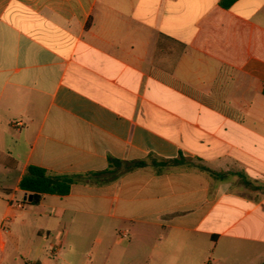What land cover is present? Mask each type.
Here are the masks:
<instances>
[{"label":"crops","instance_id":"obj_1","mask_svg":"<svg viewBox=\"0 0 264 264\" xmlns=\"http://www.w3.org/2000/svg\"><path fill=\"white\" fill-rule=\"evenodd\" d=\"M221 1L0 0V226L35 165L61 264H264V0Z\"/></svg>","mask_w":264,"mask_h":264},{"label":"rangeland","instance_id":"obj_2","mask_svg":"<svg viewBox=\"0 0 264 264\" xmlns=\"http://www.w3.org/2000/svg\"><path fill=\"white\" fill-rule=\"evenodd\" d=\"M13 182L10 181L9 185ZM20 201V195L16 198ZM2 202L0 190V204ZM36 205L24 202V209L12 207L8 213L7 225L10 233L6 236L5 250L0 255V264H22L23 260H40L42 264H61L60 258L69 255L66 246L62 250L55 251L58 248L57 239H53L54 230L57 229V223L52 218L42 217L27 218V225H22L24 219L23 213L32 210ZM5 205H0V221L4 216ZM43 214V209H35ZM74 226H71L73 230ZM50 231V232H49Z\"/></svg>","mask_w":264,"mask_h":264},{"label":"trees","instance_id":"obj_3","mask_svg":"<svg viewBox=\"0 0 264 264\" xmlns=\"http://www.w3.org/2000/svg\"><path fill=\"white\" fill-rule=\"evenodd\" d=\"M235 0H222L221 5L225 8L230 7ZM264 95V84H263ZM182 158L176 159H161L151 154L148 156V160H140L133 162L131 168H140L152 163L155 166L169 167L174 166L182 162ZM111 177H117L116 171H107ZM93 175H101L96 173ZM78 181L77 176L72 175H59L48 172L45 168L30 165L27 168L25 175L22 177L19 188L29 195H32V201L30 204H38L44 195H59L66 196L71 192L72 185Z\"/></svg>","mask_w":264,"mask_h":264},{"label":"built area","instance_id":"obj_4","mask_svg":"<svg viewBox=\"0 0 264 264\" xmlns=\"http://www.w3.org/2000/svg\"><path fill=\"white\" fill-rule=\"evenodd\" d=\"M10 206L22 209L24 207V201L21 202L11 201ZM7 222L8 220H6V222H4L0 226V250L3 248L4 245V237L10 233V229L7 225ZM55 251H58V249L56 248ZM26 264H39V263L36 261H28Z\"/></svg>","mask_w":264,"mask_h":264},{"label":"water","instance_id":"obj_5","mask_svg":"<svg viewBox=\"0 0 264 264\" xmlns=\"http://www.w3.org/2000/svg\"><path fill=\"white\" fill-rule=\"evenodd\" d=\"M27 198H28V201H29V202L32 201V195H28Z\"/></svg>","mask_w":264,"mask_h":264}]
</instances>
